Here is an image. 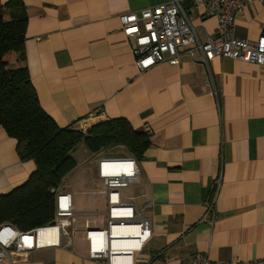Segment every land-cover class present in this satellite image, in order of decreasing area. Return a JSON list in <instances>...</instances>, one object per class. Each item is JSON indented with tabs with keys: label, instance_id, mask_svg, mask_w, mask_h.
Instances as JSON below:
<instances>
[{
	"label": "crops",
	"instance_id": "obj_1",
	"mask_svg": "<svg viewBox=\"0 0 264 264\" xmlns=\"http://www.w3.org/2000/svg\"><path fill=\"white\" fill-rule=\"evenodd\" d=\"M10 1L26 8L25 64L40 106L59 127L86 132L121 118L150 137L135 160L138 183L120 192L151 230L132 264H189L197 254L212 264L264 258V65L221 57L205 64L190 46L179 50L177 65L139 72L119 17L170 0H0ZM182 1L198 40L215 36L218 19ZM263 28L264 7L255 1L235 18L234 36L256 42ZM16 145L0 127V195L35 171ZM79 147L94 177L60 187L73 204L71 247L63 238L60 248L12 254L0 264H101L88 258L85 230L106 228L96 163L108 155ZM218 178L209 224L204 204Z\"/></svg>",
	"mask_w": 264,
	"mask_h": 264
},
{
	"label": "built area",
	"instance_id": "obj_2",
	"mask_svg": "<svg viewBox=\"0 0 264 264\" xmlns=\"http://www.w3.org/2000/svg\"><path fill=\"white\" fill-rule=\"evenodd\" d=\"M194 6H204L207 14L218 19L215 36L201 43L196 30L188 19L182 0L147 8L137 14L119 17L123 34L133 40L132 54L139 72H145L160 63L178 64L179 50L194 46L205 64L215 57L264 65V28L258 41L251 42L234 36L235 18L251 3L264 0H187ZM192 54V50H188ZM97 177L102 182L99 194L106 201V228H87L85 240L88 258L101 264H132L133 254L151 237L149 222L131 204L120 199L121 190L137 184L139 170L134 159L127 156H99L96 163ZM219 188V178L212 184L210 197L204 206L203 220L212 224L213 207ZM54 194L53 225L46 224L22 232L10 225H0V263H11L12 254H22L43 248H64L72 245L68 229L74 217L72 199L60 187L50 190ZM213 193V196H212ZM136 229V230H135ZM137 233L136 238L132 232ZM134 242L132 246L130 243ZM189 264H212L207 256L195 255ZM264 264V258L250 262Z\"/></svg>",
	"mask_w": 264,
	"mask_h": 264
},
{
	"label": "trees",
	"instance_id": "obj_3",
	"mask_svg": "<svg viewBox=\"0 0 264 264\" xmlns=\"http://www.w3.org/2000/svg\"><path fill=\"white\" fill-rule=\"evenodd\" d=\"M27 12L19 1L0 2V127L17 143L21 161H32L35 171L26 182L0 195V225L22 232L53 221L54 194L77 166L73 152L83 145L91 154L122 147L140 161L150 147L148 133L131 128L125 119L92 125L86 132L61 128L40 106L25 64Z\"/></svg>",
	"mask_w": 264,
	"mask_h": 264
},
{
	"label": "rangeland",
	"instance_id": "obj_4",
	"mask_svg": "<svg viewBox=\"0 0 264 264\" xmlns=\"http://www.w3.org/2000/svg\"><path fill=\"white\" fill-rule=\"evenodd\" d=\"M104 155L108 156H118L121 154H126V151L124 149H120V147H115V148H108L103 150ZM73 157L74 160L77 163V166L75 167L74 170H72L62 181L60 187L62 188L63 186L68 185V183L72 179H81L85 178L89 175L94 177V170L92 167H89V161H86V157L84 153H82L80 147L78 146L75 151L73 152ZM96 160V159H95ZM94 160V161H95ZM86 161V162H85ZM101 220V218H100ZM102 227H99L101 229Z\"/></svg>",
	"mask_w": 264,
	"mask_h": 264
},
{
	"label": "bare ground",
	"instance_id": "obj_5",
	"mask_svg": "<svg viewBox=\"0 0 264 264\" xmlns=\"http://www.w3.org/2000/svg\"><path fill=\"white\" fill-rule=\"evenodd\" d=\"M135 230H136V229H135ZM135 230L132 232V234L134 235V237H133V238H136V236H137V233L135 232ZM130 245L134 246V245H135V243H134V242H132V243H130Z\"/></svg>",
	"mask_w": 264,
	"mask_h": 264
},
{
	"label": "water",
	"instance_id": "obj_6",
	"mask_svg": "<svg viewBox=\"0 0 264 264\" xmlns=\"http://www.w3.org/2000/svg\"><path fill=\"white\" fill-rule=\"evenodd\" d=\"M50 225H53V223H50Z\"/></svg>",
	"mask_w": 264,
	"mask_h": 264
}]
</instances>
